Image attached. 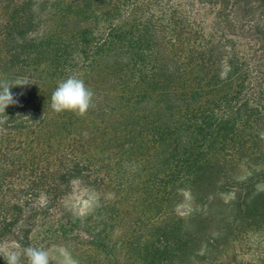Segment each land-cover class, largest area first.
I'll return each mask as SVG.
<instances>
[{
    "label": "trees",
    "instance_id": "trees-1",
    "mask_svg": "<svg viewBox=\"0 0 264 264\" xmlns=\"http://www.w3.org/2000/svg\"><path fill=\"white\" fill-rule=\"evenodd\" d=\"M70 75L95 94L86 115L50 107ZM5 78L29 84L0 114V247L242 264L216 218L260 234L249 264H264V0H0ZM75 183L98 196L85 217L66 205ZM185 195L191 222L217 206L210 224L181 216Z\"/></svg>",
    "mask_w": 264,
    "mask_h": 264
},
{
    "label": "rangeland",
    "instance_id": "rangeland-1",
    "mask_svg": "<svg viewBox=\"0 0 264 264\" xmlns=\"http://www.w3.org/2000/svg\"><path fill=\"white\" fill-rule=\"evenodd\" d=\"M261 139L262 147L264 146V130L261 132ZM246 172L245 167H240L237 170V175L241 176L244 175ZM256 190L258 192H264V182L259 183L256 186ZM230 194H224L221 196V201L223 203L227 202L230 199ZM98 203V196L97 194L91 190L88 189L79 183H75L72 188V192L69 194L66 200V205L68 208L71 209L73 213H75L77 216L85 217L89 215L97 206ZM217 206L213 207L216 208ZM199 211L200 206H195L194 202L185 195L184 199L181 200V202L177 206V210L181 214L182 217L189 220L191 224L194 223H201L202 221H206L211 219V216L213 215V210L210 212V214L206 213V211L201 212L199 215V218L196 217V219L191 220L190 212L193 211ZM217 209V208H216ZM216 212V211H215ZM216 214V213H214ZM190 216V217H189ZM215 218V217H214ZM187 220V221H188ZM208 220V223H209ZM219 219L217 218V221ZM215 222V223H214ZM219 222V221H218ZM210 224V223H209ZM209 226L215 227L216 232H214V235L220 236L219 241L223 242L228 239V243L225 244L224 249L228 253V255L232 256L233 254L235 257L242 262V264H249L254 263L258 255L261 253V235L253 232H244V231H238L235 230V232L231 233L228 229L222 228V226L217 224L216 218L213 220V223ZM221 228V230H219ZM50 256L54 261H56L58 264H72L73 261L76 262V264H80L77 256L73 254L71 251L62 248V247H52L49 249ZM204 253V247L199 249L198 254L200 256ZM232 260V259H231ZM188 264H207L202 263L201 258L198 259L197 257L191 258V261ZM211 264H218L211 263Z\"/></svg>",
    "mask_w": 264,
    "mask_h": 264
},
{
    "label": "clouds",
    "instance_id": "clouds-1",
    "mask_svg": "<svg viewBox=\"0 0 264 264\" xmlns=\"http://www.w3.org/2000/svg\"><path fill=\"white\" fill-rule=\"evenodd\" d=\"M29 84L26 80L13 82L0 79V114H5L9 105L17 103L11 93V88ZM94 92L86 86L84 80L76 75H70L66 79L58 82L57 87L51 94L50 107L56 113L65 111L83 116L94 107ZM3 121H0L2 124ZM0 256L4 258L6 264H52V257L48 250L43 247L28 246L20 248L13 245L5 248L0 247ZM72 264H76L75 261Z\"/></svg>",
    "mask_w": 264,
    "mask_h": 264
}]
</instances>
